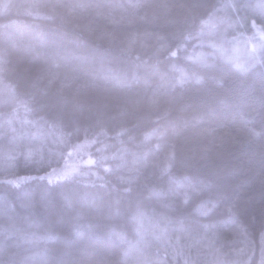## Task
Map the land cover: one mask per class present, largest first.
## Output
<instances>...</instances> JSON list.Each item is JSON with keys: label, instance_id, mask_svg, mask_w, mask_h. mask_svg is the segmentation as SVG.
I'll use <instances>...</instances> for the list:
<instances>
[{"label": "trees", "instance_id": "trees-1", "mask_svg": "<svg viewBox=\"0 0 264 264\" xmlns=\"http://www.w3.org/2000/svg\"><path fill=\"white\" fill-rule=\"evenodd\" d=\"M261 3L0 0V227L47 194L65 222L45 264H264V61L248 59ZM65 165L81 174L49 179ZM177 182L194 186L188 205L151 197ZM137 207L192 230L157 239L146 221L136 236ZM5 236L0 264L44 247Z\"/></svg>", "mask_w": 264, "mask_h": 264}, {"label": "snow or ice", "instance_id": "snow-or-ice-1", "mask_svg": "<svg viewBox=\"0 0 264 264\" xmlns=\"http://www.w3.org/2000/svg\"><path fill=\"white\" fill-rule=\"evenodd\" d=\"M258 7L264 9V3L258 4ZM215 27L214 25L212 26ZM255 29V34L260 37L259 43H253L251 37L248 39V43H252V47L248 50V59L250 62H256L257 60L264 61V29L256 28L255 24H253ZM214 47H219L221 52L226 51L222 44H214ZM229 59V58H228ZM245 65H241L238 62H235V67L238 69L244 68ZM95 161L89 159L87 161V165H94ZM172 164L168 163L164 167V172L167 173L171 170ZM105 171H110V169L106 168ZM81 174V169L75 165H65L63 169L56 170L53 169L52 173L49 175V179L52 177L56 179L67 178L73 175ZM86 174V173H85ZM129 189H126L128 191ZM194 190V186L191 185L190 182H177L174 187L168 190H155L150 193L151 197L167 200L169 198L179 199L180 202L184 205H188L190 200V194ZM61 200L63 201V206L73 211V215L71 216V223L74 227L78 228L79 220L81 217V210L75 208L76 198L72 195H68L66 193L61 194ZM80 199L85 200L87 204L94 205L95 198L89 199L88 197H81ZM53 201L49 198L47 194L41 196L40 201L37 203L33 201L31 198H27L23 204L24 209L27 212V215L23 217L22 224L23 226L18 225L14 220L10 222L9 225L0 227V235H5L6 239H13L15 237H19V240L31 246L32 249H40V246L44 247L40 250L31 251L30 255L26 258L24 264H45L43 256L47 252V246L50 244L56 243L59 239L58 226L65 222L63 214L53 215L50 211V207L52 206ZM39 207V211L37 208ZM113 207L117 212H119V202H113ZM215 207V205L211 204L208 201H201L196 206V212L199 214H207L211 208ZM132 226L135 228L136 236L141 238L144 237L145 234V222L147 221L152 225L153 235L156 236L157 239L161 237H166L168 234V227L172 224L180 225V233H190L192 230V225L189 221L185 219L178 220H169L167 217H149V215L140 207L131 214ZM208 225H203L201 228H207ZM113 234L119 238L125 244H130L125 231L117 230L115 227L112 229ZM181 239V235L177 237V242ZM125 256L128 255V252H125ZM143 264H148L147 261H144ZM187 264V262H186Z\"/></svg>", "mask_w": 264, "mask_h": 264}, {"label": "rangeland", "instance_id": "rangeland-1", "mask_svg": "<svg viewBox=\"0 0 264 264\" xmlns=\"http://www.w3.org/2000/svg\"><path fill=\"white\" fill-rule=\"evenodd\" d=\"M81 164V163H80ZM79 165V164H78ZM63 169V168H62Z\"/></svg>", "mask_w": 264, "mask_h": 264}]
</instances>
